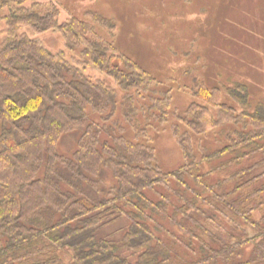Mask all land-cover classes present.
<instances>
[{
  "label": "trees",
  "instance_id": "1",
  "mask_svg": "<svg viewBox=\"0 0 264 264\" xmlns=\"http://www.w3.org/2000/svg\"><path fill=\"white\" fill-rule=\"evenodd\" d=\"M26 1L35 0H0L10 8L0 15V264H63L67 254L71 264H264V214L251 218L264 208V182L252 185L264 178V101L241 82L154 75L96 30H112L109 17L59 22L56 9ZM49 29L77 56L36 36ZM181 90L184 107L173 103ZM166 118L185 158L167 172L148 144ZM70 133L76 147L65 153ZM224 154L222 167L237 166L228 175L199 172Z\"/></svg>",
  "mask_w": 264,
  "mask_h": 264
},
{
  "label": "rangeland",
  "instance_id": "2",
  "mask_svg": "<svg viewBox=\"0 0 264 264\" xmlns=\"http://www.w3.org/2000/svg\"><path fill=\"white\" fill-rule=\"evenodd\" d=\"M33 3L41 11L56 9L59 22L76 16L94 25L90 11L109 17L113 29L95 24L96 30L103 37L112 39L118 53L138 61L154 75L184 78L189 71L199 83L203 77H213L221 85L241 82L247 86L253 102L264 101V0H35L26 1L24 7L29 8ZM9 10V7L2 8L0 15L5 16ZM5 27L6 21L2 19L0 30ZM36 36L54 52L64 49L67 56L72 53L77 56V51L66 49L65 38L56 30L49 29ZM2 37L3 33L0 41ZM86 73L93 78L100 77V73L92 68ZM142 95L145 98L138 100L148 104L150 91H143ZM189 99L183 90L173 95V103L180 107H184ZM139 119L142 122L143 118ZM148 133V144L153 147L155 160L163 171L175 170L185 163L184 149L169 118L148 129ZM132 135L133 131L128 128L127 136L131 138ZM75 137L72 133L63 136L59 149L71 152L76 147ZM200 145L197 140L189 145L197 160L203 156ZM231 157L224 154L203 161L198 167L199 172H207L210 181L220 179L237 168L235 164L221 166ZM260 158L263 157L257 155L252 161L258 162ZM247 162V159L243 161L244 164ZM258 170L260 168H254L245 176L251 177ZM103 174L110 175L105 170ZM263 182L264 178L252 185L258 187ZM248 190L251 189H245V192ZM255 197V201H263L264 191ZM263 214L261 205L251 212V218L257 220ZM245 228L246 234H255L249 226L245 225ZM63 264H71L70 255H65Z\"/></svg>",
  "mask_w": 264,
  "mask_h": 264
}]
</instances>
